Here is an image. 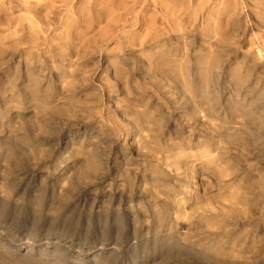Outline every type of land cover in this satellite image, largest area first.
<instances>
[{
    "label": "rangeland",
    "instance_id": "1",
    "mask_svg": "<svg viewBox=\"0 0 264 264\" xmlns=\"http://www.w3.org/2000/svg\"><path fill=\"white\" fill-rule=\"evenodd\" d=\"M0 264H264V0H0Z\"/></svg>",
    "mask_w": 264,
    "mask_h": 264
}]
</instances>
